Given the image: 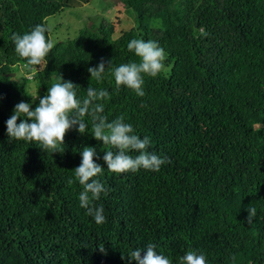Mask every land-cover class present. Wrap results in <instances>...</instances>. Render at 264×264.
<instances>
[{
  "label": "trees",
  "instance_id": "trees-1",
  "mask_svg": "<svg viewBox=\"0 0 264 264\" xmlns=\"http://www.w3.org/2000/svg\"><path fill=\"white\" fill-rule=\"evenodd\" d=\"M117 1L130 28L115 36V23H91L29 67L11 36L48 28L64 0H0V264H135L122 255L149 244L172 264L189 248L202 250L206 264H232V255L236 264H264V0ZM132 39L154 40L167 53V71L144 76L143 97L117 90L108 72L102 81L88 72L102 59L137 61L127 48ZM60 75L81 98L89 86L108 90V120L124 116L150 138V152L171 162L158 172L111 173L106 147L76 128L66 133L64 153L9 142L15 105L35 110V98ZM84 146L97 149L94 162L105 168L97 179L108 191L94 201L103 224L80 207L79 183L68 184Z\"/></svg>",
  "mask_w": 264,
  "mask_h": 264
},
{
  "label": "clouds",
  "instance_id": "clouds-1",
  "mask_svg": "<svg viewBox=\"0 0 264 264\" xmlns=\"http://www.w3.org/2000/svg\"><path fill=\"white\" fill-rule=\"evenodd\" d=\"M49 29L45 24L36 25L31 31L21 35L15 33L11 36L15 45L16 54L26 62V66H40L46 62V57L54 48V41L46 33ZM127 48L138 58L137 61L107 66L102 59L97 67L88 68L91 80L102 81L106 72L115 80L116 89L122 86L143 97L144 76L156 77L165 68L167 59L165 50L154 40L132 39ZM79 86L71 81L64 80L60 75L57 82L47 88V93L35 99L39 100L35 110L32 104L23 101L15 105L13 114L6 121L9 142L24 141L40 145L44 152L64 153L66 133L74 128L81 135L90 134L106 147L103 161L107 170L115 174L137 172L141 169L158 172L161 166L170 163L167 157H161L150 152V138H141L131 123H126L124 116L109 121L104 115V101L110 99L108 90L95 89L91 86L83 98L78 96ZM23 118V119H21ZM87 118V119H86ZM91 124L89 125V121ZM18 121H20L18 123ZM137 155H130V153ZM81 163L72 170L74 178L68 179V184L76 182L82 188L79 194V205L86 210V214L97 224L106 222L104 208L97 207L94 201L106 194L108 189L97 179L104 172V167L94 162L100 159L97 149L84 146L79 152ZM249 215L247 224L252 225L257 210L250 205L247 209ZM104 252V248L100 247ZM146 254L142 257L141 253ZM135 264H172L171 259L156 250L155 244H149L146 250H130L128 256L122 255ZM207 257L202 250L189 248L179 257V264H206ZM232 264H236L237 257L231 256Z\"/></svg>",
  "mask_w": 264,
  "mask_h": 264
},
{
  "label": "rangeland",
  "instance_id": "rangeland-1",
  "mask_svg": "<svg viewBox=\"0 0 264 264\" xmlns=\"http://www.w3.org/2000/svg\"><path fill=\"white\" fill-rule=\"evenodd\" d=\"M112 3L114 6H112ZM64 8L59 14L46 19L50 37L55 42H62L76 37L80 29L102 19L115 23V36L132 26V17L127 15L121 3L115 0H64ZM119 25H118V23ZM165 67L163 72L165 73ZM23 74V68L18 67L17 74ZM14 75V74H13ZM19 77V76H18ZM29 75L26 76V78Z\"/></svg>",
  "mask_w": 264,
  "mask_h": 264
},
{
  "label": "crops",
  "instance_id": "crops-1",
  "mask_svg": "<svg viewBox=\"0 0 264 264\" xmlns=\"http://www.w3.org/2000/svg\"><path fill=\"white\" fill-rule=\"evenodd\" d=\"M122 5V4H121ZM118 23V22H117Z\"/></svg>",
  "mask_w": 264,
  "mask_h": 264
}]
</instances>
